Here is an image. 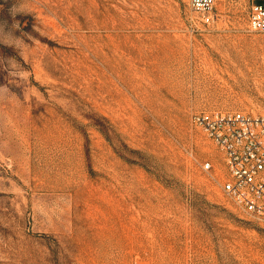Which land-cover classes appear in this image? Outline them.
Returning a JSON list of instances; mask_svg holds the SVG:
<instances>
[{"label": "rangeland", "instance_id": "obj_1", "mask_svg": "<svg viewBox=\"0 0 264 264\" xmlns=\"http://www.w3.org/2000/svg\"><path fill=\"white\" fill-rule=\"evenodd\" d=\"M248 10L0 0V264H264V222L192 122L264 116Z\"/></svg>", "mask_w": 264, "mask_h": 264}, {"label": "built area", "instance_id": "obj_2", "mask_svg": "<svg viewBox=\"0 0 264 264\" xmlns=\"http://www.w3.org/2000/svg\"><path fill=\"white\" fill-rule=\"evenodd\" d=\"M224 1L242 0H188V6L201 24L209 26ZM245 1L250 30L264 33V0ZM192 122L223 153L225 194L239 211L264 222V116L215 110L194 114ZM211 167L206 164L207 169Z\"/></svg>", "mask_w": 264, "mask_h": 264}]
</instances>
